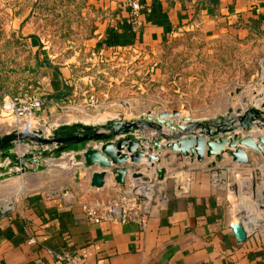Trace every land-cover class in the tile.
I'll return each instance as SVG.
<instances>
[{
	"label": "crops",
	"instance_id": "crops-1",
	"mask_svg": "<svg viewBox=\"0 0 264 264\" xmlns=\"http://www.w3.org/2000/svg\"><path fill=\"white\" fill-rule=\"evenodd\" d=\"M35 1L7 3L5 27L8 34L24 36L30 49H40V56L49 61L39 76L43 79L40 94L50 121L97 123L108 117L138 116L150 109L182 108L172 105L179 95L170 93V88L174 90L176 86L168 80L169 60L164 61L167 52L174 59L177 43L182 41V49L195 44L192 37L186 41L185 34L199 35L207 42L241 45L247 56L264 54V0H145L152 9L144 13L145 22L138 32L129 28V10L124 0H85L66 37L44 34L40 25L44 14L34 7ZM0 2L4 4V0ZM154 82L160 83L156 93L149 91ZM240 87L242 90L236 92ZM263 92L264 75L253 73L247 83L219 88L210 103L215 104L213 111L192 115L208 118L226 114L230 106L244 107V100L260 106L264 96H255ZM145 93L164 97L165 102H146L142 100ZM59 94L62 100L55 97ZM90 94L97 96V103L86 107ZM66 98L73 100L64 102ZM62 115L69 119L60 120ZM83 115H88V120ZM175 120L187 122L180 116ZM9 122L10 117H6L5 128ZM163 129L170 132L166 126ZM263 131L254 126L248 132L257 135ZM139 133L135 135L141 136ZM145 133L149 139L154 135L152 129ZM86 145L93 143L71 146V154L45 159L39 165L37 172L61 169L65 167L61 162L70 163L66 170L58 169L54 180L43 189L30 188L31 174L36 171L0 172V184L16 183V196L0 202V264H264V224L256 232H247L246 239L237 238L231 222L238 216L227 205L224 191L212 186L209 169L220 161L215 155L206 156L202 162L185 157V162L191 163L186 171L193 178L189 192L176 194L174 181L163 206L143 226L135 221L88 220L83 201L114 196L122 186L111 168L104 186L91 185V174L99 169L98 165L76 163L82 159ZM17 146L28 148L23 143ZM154 152L162 156L175 154L170 149ZM255 154L250 153V158ZM162 156L155 165L145 157L139 165L157 169L164 164ZM225 159H232L229 152H223L222 160ZM66 251L73 262L57 256Z\"/></svg>",
	"mask_w": 264,
	"mask_h": 264
},
{
	"label": "water",
	"instance_id": "water-1",
	"mask_svg": "<svg viewBox=\"0 0 264 264\" xmlns=\"http://www.w3.org/2000/svg\"><path fill=\"white\" fill-rule=\"evenodd\" d=\"M242 88H237L236 92ZM263 96L264 92L256 93V98ZM244 102L242 108L230 106L226 114L208 118L193 117L180 108L171 111L150 109L138 116L108 117L97 123L83 120L61 122L51 129L49 135H44L42 130L38 133L11 130L0 134V160L3 162L0 172L9 169H13L11 171L15 174L37 171L45 159L61 158L73 144L88 141H92L93 145H86L83 149L82 160L85 165H98L99 169L91 174V185L97 187L105 185L107 174L112 173L110 168L115 172L112 174L118 183H125L129 174L135 181H147V176L134 168L144 157L153 165L161 162L162 155L154 150L170 149L175 154L169 152L162 157L182 162L185 157L202 162L210 155L220 160L223 152H229L234 161L248 163L251 152L264 153V134L252 135L248 132L254 126L263 131L264 109L261 107H264V100L260 103L261 107ZM234 111L237 114H233ZM176 116L187 122L176 123ZM164 126L170 132L165 131ZM147 129L154 131L151 139L145 135ZM136 131L142 132L141 136H136ZM162 139L166 141L163 143ZM18 143L28 144V148L22 153L13 150ZM95 143L97 146H94ZM173 163L168 165L175 167ZM185 166L183 162L181 167ZM14 167L17 169L14 170ZM167 170L166 165L158 166V178H163ZM231 226L239 240L246 239L247 231L242 220H233Z\"/></svg>",
	"mask_w": 264,
	"mask_h": 264
},
{
	"label": "rangeland",
	"instance_id": "rangeland-1",
	"mask_svg": "<svg viewBox=\"0 0 264 264\" xmlns=\"http://www.w3.org/2000/svg\"><path fill=\"white\" fill-rule=\"evenodd\" d=\"M2 18L6 21L4 13ZM193 38L195 44L182 49V41L176 44V51L174 53V59L172 60V53H165V63L169 60V79H175L174 90L170 88L171 94H178L175 100L176 104L173 106H181L185 111L192 113H202L206 111H213L215 104L212 103L217 94V90L227 84L242 85L249 82V78L246 76L249 73H254L259 69L258 59L260 56L251 55L247 56L246 52H243L242 46L231 43H216L207 42L204 38L201 39L199 35L194 37L190 34L183 35L186 41H191ZM225 43V44H224ZM189 48H192L190 51ZM171 49H173L171 47ZM251 73V74H252ZM173 74V76H171ZM250 74V75H251ZM261 76V69L257 73ZM193 78L190 79V76ZM176 88V89H175ZM157 91H154L156 93ZM131 96V94H128ZM153 93H145L142 100L148 102L149 100L157 102H165L159 96H151ZM256 97V96H255ZM166 99V98H165ZM2 104H0L1 106ZM160 106L162 104H159ZM87 107V106H86ZM188 113V112H186ZM6 115L2 114L0 109V130L5 128ZM84 120H88V115L81 116ZM60 120L69 119L68 115H62ZM86 142L73 144V147H79ZM256 153L250 158L248 163H240L233 159H220L219 165L209 169L213 173L218 174L220 185L217 187L224 191L225 200L230 207L233 215L235 214L239 218L248 216L252 217L253 213H264V155L261 152ZM62 160V159H61ZM174 162L175 167H171L168 164ZM185 163V167H181L182 163ZM174 161V159L163 158V165H166L168 169H184L187 170L191 163L184 161ZM61 169H65L70 163H60ZM215 165V164H213ZM54 165H51L52 167ZM210 166V165H209ZM54 168V167H53ZM48 168L36 173H33L31 186L33 190L43 189L48 182L54 180L56 173L61 170ZM59 169V170H58ZM15 174V173H14ZM30 175V174H29ZM192 176V174H191ZM191 179H193L191 177ZM190 179V180H191ZM16 183L13 181H4L0 184V202L1 199L16 196V192H13V188ZM174 184V177H169L166 180V190L169 193L171 187ZM53 188V186H51ZM67 189H65L66 191ZM15 193V194H14ZM11 194V196H9Z\"/></svg>",
	"mask_w": 264,
	"mask_h": 264
},
{
	"label": "built area",
	"instance_id": "built-area-1",
	"mask_svg": "<svg viewBox=\"0 0 264 264\" xmlns=\"http://www.w3.org/2000/svg\"><path fill=\"white\" fill-rule=\"evenodd\" d=\"M124 5L129 10L127 22L130 30L138 32L145 22L143 15L145 12L151 11V6L145 0H124ZM261 64V75H264V58ZM42 83L43 79L34 80L23 84L14 94H6L0 109L2 114L10 117V122L0 134L11 130L37 133L42 130L44 135H49L51 129L61 123L55 120L50 121L49 116L45 113V99L40 94ZM72 100L73 98H68L67 102ZM96 103L97 96L95 94L87 95L86 106H94ZM137 133L139 131H136ZM141 134L139 133V135ZM13 150L19 153L24 151L20 146H16ZM63 153L71 154V151L65 150ZM78 162L83 163V160L77 159L76 163ZM134 170L145 174L148 180L144 182L135 181L130 174V176H127L125 183L117 182L122 187L114 196L83 201L88 220L92 222L105 220L135 221L144 226L168 198L169 193L166 190L167 178L174 177V191L176 194L187 193L190 190L191 175L184 169H168L165 176L161 179L158 178L156 168L148 169L143 168V165H139ZM219 185L218 174L212 172V186L217 188ZM248 215H252L253 218L249 219L250 217L244 216L243 218L238 217V219L242 220L247 232H256L264 224V213ZM57 256L68 262H73L69 251L59 253Z\"/></svg>",
	"mask_w": 264,
	"mask_h": 264
},
{
	"label": "trees",
	"instance_id": "trees-1",
	"mask_svg": "<svg viewBox=\"0 0 264 264\" xmlns=\"http://www.w3.org/2000/svg\"><path fill=\"white\" fill-rule=\"evenodd\" d=\"M1 1V0H0ZM20 0H4L0 2V104L3 103L6 94H14L19 88L28 82L42 79L39 76L41 69L49 65V61L40 56V49L33 52L27 39L16 32L7 33L5 21L2 18L7 3H18ZM27 1V0H25ZM216 3L219 0H209ZM85 0H37L34 7L41 9L44 14L40 25L43 27L44 34L54 33L62 37L68 36L71 31V23L79 13ZM20 9L17 8V11ZM264 54L258 59L259 69L254 72L257 74L261 69V62ZM169 65V64H168ZM252 73V72H251ZM246 78L250 77V74ZM253 74V73H252ZM173 76V74H171ZM174 83L175 79H170ZM159 82L149 85V91H156ZM61 95H56L58 100H62ZM68 98L64 100L67 102Z\"/></svg>",
	"mask_w": 264,
	"mask_h": 264
},
{
	"label": "bare ground",
	"instance_id": "bare-ground-1",
	"mask_svg": "<svg viewBox=\"0 0 264 264\" xmlns=\"http://www.w3.org/2000/svg\"><path fill=\"white\" fill-rule=\"evenodd\" d=\"M252 218V217H251ZM251 218H249V219H251Z\"/></svg>",
	"mask_w": 264,
	"mask_h": 264
}]
</instances>
